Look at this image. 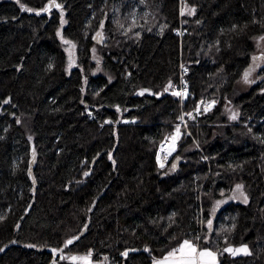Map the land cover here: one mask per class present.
<instances>
[{"label":"trees","instance_id":"obj_1","mask_svg":"<svg viewBox=\"0 0 264 264\" xmlns=\"http://www.w3.org/2000/svg\"><path fill=\"white\" fill-rule=\"evenodd\" d=\"M186 8L180 43L179 0H0V264H74L49 249L152 264L184 240L219 264H264V85L238 86L264 36V0ZM61 12L77 46L69 76ZM181 62L184 104L171 90ZM201 100L217 106L189 121L160 168L159 145ZM238 184L246 205L228 199ZM239 245L250 254L224 252Z\"/></svg>","mask_w":264,"mask_h":264},{"label":"rangeland","instance_id":"obj_2","mask_svg":"<svg viewBox=\"0 0 264 264\" xmlns=\"http://www.w3.org/2000/svg\"><path fill=\"white\" fill-rule=\"evenodd\" d=\"M187 12V8L185 9L184 13L186 14ZM92 18H90L91 20ZM88 20V21H90ZM87 21V22H88ZM89 23H87L88 25ZM66 26V20H65V17L63 15V12H61V19H60V24H59V27H58V30H57V34H58V37H59V40L66 52V55H67V75L69 76L71 71L76 68L77 66V63H78V60H77V46L75 43H73L71 40L65 38L63 36V29L64 27ZM67 40V41H70L71 43L69 44H66L64 43V41ZM95 40V43H96V40H99V41H103V36H95L94 38ZM98 44V43H97ZM72 45H75V47L73 48ZM255 50L257 52V56H255L254 58V62L251 66V68H249L246 72H248L250 69H251V72L248 76V82H245V78H244V75L242 76V78L239 80L238 82V86H239V89L242 93H248L250 92V90H252L253 88H255L256 86L258 87L259 84L261 85H264V73L261 74V72H264V36L263 37H260L258 38L256 41H255ZM92 61L95 62L96 64H99L101 61H100V57L98 56V54L96 53L95 49L92 50ZM94 74L95 75H102V76H106L109 78V82L112 83L114 82V78L110 75V74H107L105 72H103L101 69H100V66L99 68L97 67L94 71ZM245 74V73H244ZM206 101V100H204ZM216 101V100H215ZM216 106H217V101H216ZM226 113L227 115L234 121L236 122L238 120V111L237 109L233 106V105H228L226 108ZM190 114V115H189ZM198 114H194L193 111L188 113L186 116H185V121H186V124H187V128L189 129L190 131V128H189V121L191 122V120ZM233 115L236 116L235 119H233ZM178 126L180 127V131H181V135L183 136V131L186 130L185 129V126L182 124V121L181 119L179 120V123H178ZM175 133V131L171 134L173 135ZM171 135L167 136L162 142L161 144L165 141V140H169L168 137H170ZM180 135V136H181ZM182 137L179 138V140H181ZM160 144V145H161ZM159 145V147H160ZM160 150V149H159ZM158 152V151H157ZM159 154V153H158ZM172 154V153H171ZM167 155V154H166ZM175 156V155H174ZM172 156V158L174 157ZM168 165V164H167ZM167 165L165 167H167ZM159 166V164H158ZM163 167V168H165ZM242 186L241 188V191L243 193V195H241V191H238L237 190V186ZM235 186V188L233 189L230 197L228 198L230 201H235L239 204H243V205H246L249 203V197L244 189V186L242 184H238ZM244 197H247V202L245 203L244 202ZM180 246V245H179ZM179 246H177L176 248H178ZM246 247L248 252L250 253V250L247 246L245 245H239V246H227L226 248H231L233 250L235 249H241V248H244ZM174 248V249H176ZM225 248V249H226ZM172 249V250H174ZM201 249H208V248H201ZM209 250V249H208ZM171 252V251H170ZM213 252V251H212ZM225 253H227L228 255H230L231 257H238V256H243V255H249V254H244L243 252L239 253V254H236V255H233L232 253L230 252H226L224 251ZM169 253V252H168ZM168 253L164 256L166 257L168 255ZM216 253V252H214ZM60 256V259L61 261H67V262H70V263H74V264H110L109 260L105 257L103 260L101 261H95L93 260V255L92 253H85V254H73V255H69V254H61L59 255ZM216 256H217V262L219 264V255L218 253H216ZM73 257H75L76 259H73ZM83 257H88V260H84V259H81ZM164 257H158V258H154L153 259V263L152 264H156L157 261H162L164 259Z\"/></svg>","mask_w":264,"mask_h":264},{"label":"snow or ice","instance_id":"obj_3","mask_svg":"<svg viewBox=\"0 0 264 264\" xmlns=\"http://www.w3.org/2000/svg\"><path fill=\"white\" fill-rule=\"evenodd\" d=\"M53 3H54V0H53ZM55 6L57 8L60 7L59 4H56ZM47 10L48 9H45V11H47ZM28 11H31V9H28ZM191 11L194 12V9H192ZM37 14H39V13H37ZM97 35H100V34L98 33ZM64 43L69 44L71 42L65 40ZM72 47L74 48L75 45H72ZM250 72H251V69L248 72H245V74H244L245 82H248V76H249ZM169 87H171V85H169ZM173 95L180 96V95H186V94L185 93H179V92H173ZM8 102L9 101H7V100L4 101V103H8ZM201 103H203V101H201ZM207 110H208V108H205V111H207ZM197 111H199V110H197ZM232 118L235 119L236 116L233 115ZM180 119H181V121H183L184 117L181 116ZM180 135H181L180 127L177 126L175 129V133L173 135H171L170 137H168V139L172 141V145H171L170 150L168 151V155H171V152L175 150V142L180 138ZM161 151H164V145L161 146ZM109 158L111 159V157H109ZM158 160H159V157H158ZM161 167H163V164H161ZM173 167H175V165H173ZM86 175H87V173H86ZM241 188H242V186H239V185L237 186L238 191H241ZM241 195H243L242 191H241ZM244 202L245 203L247 202V197H244ZM207 223H208V227L211 228L212 227L211 220H209ZM72 243H73L72 240L67 241L68 245H70ZM0 251H2V249H0ZM53 251H55V250H53ZM224 251L230 252L233 255L239 254L241 252H243L244 254H250L246 247L241 248V249H235V250H233L231 248H226V249H224ZM124 255L126 256L127 253H124ZM73 259H76V258L73 257ZM81 259L88 260V257H83ZM156 264H218V262H217L216 253H214L208 249H201L197 243H195L191 240H184V241H182V243L180 244V246L178 248L169 252L168 255L166 257H164V259L162 261H157Z\"/></svg>","mask_w":264,"mask_h":264},{"label":"built area","instance_id":"obj_4","mask_svg":"<svg viewBox=\"0 0 264 264\" xmlns=\"http://www.w3.org/2000/svg\"><path fill=\"white\" fill-rule=\"evenodd\" d=\"M185 3L186 0H179V4H180V13H179V23L178 25L173 29V34L175 36H177V38L179 39L180 43H182L183 39L186 37L187 35V29L185 27V23H184V11H185ZM189 73H190V68L188 65H186L185 63L181 62L180 64V68H179V74H178V79L177 81L172 85L171 90L172 92H179V93H185L186 95H180L178 96V98L180 99L181 103L184 104L186 97L188 96V92H189ZM201 101H203V103H201ZM198 102L197 108L196 110L193 112L194 114H201V113H208L210 111H212L213 109H215L216 107V101L215 100H208V101H204L201 100ZM205 108H208L207 111H205ZM199 110V111H197ZM187 114L185 112H182V116L185 119V116ZM183 119L182 124L185 126L186 129V135L190 136L191 133L189 131V129L187 128V124L186 121ZM134 120L131 121V123H133ZM249 123H251V119H248L246 121V123H244L245 126H247ZM182 137V135L180 136ZM170 142V140H165L159 147V149L161 148L162 145H166ZM179 142V140H178ZM177 148H178V144L176 145V148L173 152L172 155L170 156H164L161 159L159 158L158 160V153H159V149L157 152V156H156V161L159 164L160 168L165 167L167 164H169L172 156L175 155V153L177 152ZM167 151H165L166 153ZM161 164H163V167H161Z\"/></svg>","mask_w":264,"mask_h":264},{"label":"bare ground","instance_id":"obj_5","mask_svg":"<svg viewBox=\"0 0 264 264\" xmlns=\"http://www.w3.org/2000/svg\"><path fill=\"white\" fill-rule=\"evenodd\" d=\"M179 140V139H178ZM178 140L175 142V148H176V145L178 144ZM171 145H172V141L170 140V142L168 143V144H166V145H164V151H161V148H160V150H159V158L161 159L162 157H164L166 154V156H170V155H168V151L170 150V148H171ZM165 151H167L166 153H165ZM173 152L174 151H172L171 153L173 154ZM171 154V155H172Z\"/></svg>","mask_w":264,"mask_h":264},{"label":"water","instance_id":"obj_6","mask_svg":"<svg viewBox=\"0 0 264 264\" xmlns=\"http://www.w3.org/2000/svg\"><path fill=\"white\" fill-rule=\"evenodd\" d=\"M10 1H17V0H10ZM96 43H100V41H99V40H96ZM98 158H99V156H98L96 159L93 160V162H92V164H91V169H90V171H92V169H93V167H94L96 161L98 160ZM34 186H35V185H34ZM49 252H51V253L53 254V261H56V259L59 257L60 254H58V253L55 254L51 249H49Z\"/></svg>","mask_w":264,"mask_h":264}]
</instances>
